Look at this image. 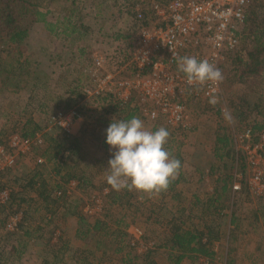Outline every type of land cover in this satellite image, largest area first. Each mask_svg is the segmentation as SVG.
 I'll return each instance as SVG.
<instances>
[{
	"label": "rangeland",
	"instance_id": "1",
	"mask_svg": "<svg viewBox=\"0 0 264 264\" xmlns=\"http://www.w3.org/2000/svg\"><path fill=\"white\" fill-rule=\"evenodd\" d=\"M75 1L76 4H73V9L77 8L80 15L77 17L79 20L76 19L77 22H79L78 25L84 24L88 27V31L83 39L77 40V42L72 45L70 40L64 36L51 37L37 30L32 35V43L28 49L34 53L35 57H38V59L48 61L49 64L47 65H50L49 59L44 58L42 55L52 56L51 58H53V61H57L56 59L59 60L57 64L53 66V74L51 75L48 87V91L55 96V100L58 96H63L67 90V80L71 79V77L76 78L78 70H80L81 62L77 61V57H75L77 53L76 48L85 47L87 50H90L91 54L95 53L97 55H102L105 59L103 70L113 72L112 68L114 65H112L111 58H114V56L119 57L117 55L118 48L124 49L128 53L133 51L139 29V24L134 20L132 13H125V11L120 13L119 9L112 7V4L108 1L102 2V6H100L99 0ZM149 1L150 0H139L138 3L145 2L147 5ZM62 2L64 5L68 4V2ZM129 3H131V0ZM56 4H58V2L54 3V5ZM257 4H263L264 6V0H249L248 10ZM135 9L136 5L133 12ZM48 17L50 20L56 19V10ZM246 35L247 33L241 30L237 48L233 50L234 52L227 54L226 58L220 63V71L223 77L220 81L223 98L221 108L225 110L224 112L217 114L215 109L211 108V106L204 101L193 102L189 107L190 116L187 120L189 125L192 126V130L188 132H180L177 130L178 133H174V130L172 131V129L168 128L162 119L151 121L140 114L143 117L139 118L144 122L146 128L152 130L153 128L158 129L164 127L169 131L170 135L167 142V145H169L168 151L172 156L183 162L181 165L182 168L180 169L181 172L183 170L186 175L182 177L186 178V176H188L189 178L188 182L182 181L180 184L176 185L177 190H182L184 192L183 197L187 200H192L195 196L193 194L200 195L201 197L205 194H211V190L215 186V176L218 177V175L221 173L223 174L224 171L231 176L234 174L235 170L240 168V166H238L239 163L237 164L236 161V158L240 156V150L239 147L235 145L234 137L246 127L245 125H251L264 120V80L260 78L261 73L251 77L244 83H240L236 81L235 72L233 71L236 67L234 63L236 55L247 58L246 53L251 50V45L245 37ZM74 52L76 53L73 55ZM127 52L126 54H128ZM87 61L88 60H85L83 64ZM74 68L77 71L74 72ZM85 69L87 70L88 67H85ZM51 70L52 68L50 71ZM67 70L71 72L69 73ZM70 74L71 76L69 77L68 75ZM62 75L64 80L59 78V76ZM87 83L92 84L90 78ZM27 97L28 94L26 92H0V140L7 139L21 132L20 127H22L24 121L29 118V112L31 108H33L32 105L37 106L36 103L28 105ZM258 98H261L263 102H259ZM244 100L247 102H244ZM134 104H132L133 107ZM86 105L85 109H83L84 107L82 109L79 108V111L83 113V118L73 122L69 134L72 135L71 137H77V142L80 144L78 155L81 154V151H87L89 155L87 159H81L73 154L71 161L67 163L69 170L63 167L61 174H55L53 169L54 166L58 164L57 162H47V165L43 167L35 163L36 158H42L43 160L47 158L43 155L48 152L46 146L49 145V142L46 141V137L50 136L56 140L58 139V143L63 144L64 147H67V144H69V142H65L63 138L64 132L53 122L52 116L56 108L55 102L52 100L47 102V107L43 110V112L46 113L38 118L45 132H47V136L43 141L38 145L33 144L28 150L19 148L10 151L15 158V166L13 168H6L2 171L0 174V186H6L11 191H15L16 196L13 202L10 200L6 208L0 211V219L3 220L0 222V253H3L0 254L2 256L0 262L2 264H41L43 257L48 254L44 250V244L46 241L48 242V238L50 237L52 242L57 241V238L63 242L68 241L73 251L83 250L84 248L89 249L87 252L90 253L84 252L81 254L88 264H119V262H116L118 260L113 262V259L119 258V256L112 254V247L105 246L108 250L106 253H103L104 249L101 248L102 246L99 247L96 245V242L91 240L92 238L89 239V235H87L89 241L86 244L85 241H81V239L76 236L77 230H84L81 229V227L91 225L99 217L104 218V215L110 213V209L105 203L103 194L110 190V187L106 185L108 184L106 180L108 171L106 168L108 160L111 157V151L109 145L108 150L110 152L105 150L103 140L106 137L105 129L113 118H117V114L111 116V114L109 115V113L104 112V103L98 102V100L95 99H89ZM255 105H259V107L255 108ZM235 106L241 107L244 113H247L246 120H248L249 123L241 121L238 116L236 117V114L234 115L233 108ZM117 112L122 111H116V113ZM123 115L125 116V114ZM37 116L38 115H36V119ZM171 132H173L174 136ZM217 134H226L230 138L231 145H229V155H226V150L218 152V157L213 152ZM6 141L7 140L2 142ZM0 161L1 164L4 165V161ZM50 170H53L51 172L53 173L52 177H50ZM37 171L38 173L42 172V177L46 178L50 188L63 184L59 178H65L66 180L67 176L65 177V175L67 173L83 177V182L85 181L82 189L83 191H80V189L79 191L72 189L71 186H69V182L64 184L62 190L66 194L58 199L57 205L52 204V202L49 204L51 210L50 222L43 219L45 217L44 214L46 213L47 204H43L44 200L38 197L37 192L40 189L37 192H33L30 186L28 187V183L31 179L30 177L37 175ZM199 176H201V178H198ZM37 178L41 177L37 176L35 179L33 178L34 181L37 180ZM247 186V181L243 182L242 189L239 192L234 194L230 192L231 200L226 202L228 205L222 210L224 216L218 218L211 216L206 219L208 221L212 220L214 226L220 225L219 228L223 230L226 237L215 244L217 248L214 249L219 259H215L212 264H229L230 253L235 250L237 251L238 248H240L239 254L245 251L246 247H242L245 242L251 246V249H255V242H262L264 240V199L252 197ZM134 194L136 199L131 202V205L136 206L137 209L139 208L136 213H129V211L114 213V215L118 217L122 216V214H126L125 217H122L120 224H118L120 230H124L125 226L129 225L126 232H128L130 238L129 242H124L126 248L124 247L123 250H128L127 244L129 243L132 245L134 243L138 244L135 246L138 247L137 252L140 250L144 251V247L150 246L152 250H155L153 257L156 264H170L164 248L157 249V246L162 242V240L159 239V233L162 232L164 228L162 226V221L165 216H167L163 200L160 199L159 195L153 196L152 194L149 195V193L137 191L134 192ZM29 198L31 199L26 203L22 202L23 199L27 200ZM50 198L53 200L55 196L51 193ZM41 200L43 201L41 202ZM168 203L170 204V200ZM17 206H22L19 210H25L26 212L24 217L27 222L25 224H29L31 229L36 227L42 229V231L30 237L28 241L25 240L21 234L18 236H16V234L8 236L9 231H6L3 227L4 220L8 218L12 211L18 209ZM154 206L158 208L161 207L162 211L159 214L156 212L150 213L151 210H155ZM127 209L130 210L131 208H126L125 210ZM130 211L134 210L132 209ZM19 214H21V211ZM229 214H232L231 218ZM112 215L110 217L111 219H113ZM254 216H257V219H253ZM80 217L83 218L82 222L79 221ZM229 219L234 220V226L232 225L229 227ZM83 221L85 223H83ZM235 226L239 227V229L236 230ZM229 230L235 231L233 232L235 239L232 237V239L228 240L227 235ZM145 239L148 241L146 242ZM247 239L250 241L248 242ZM112 240L115 241L117 245L121 242L119 238L115 237ZM63 242H60L59 246ZM22 243L26 246L22 247V253L16 252L19 255L13 254L11 246L18 244L16 248L20 251ZM261 252L264 253V246ZM11 254H13L11 258H7ZM70 254L71 257L68 255L65 264H81L79 261L74 263L72 252H70ZM182 264H190V262L185 260ZM194 264L201 263L197 262ZM233 264L237 263L234 261ZM258 264H264V262Z\"/></svg>",
	"mask_w": 264,
	"mask_h": 264
},
{
	"label": "trees",
	"instance_id": "2",
	"mask_svg": "<svg viewBox=\"0 0 264 264\" xmlns=\"http://www.w3.org/2000/svg\"><path fill=\"white\" fill-rule=\"evenodd\" d=\"M62 1L68 2V4L64 5ZM99 1L100 6H102V2L108 1L112 4V7L118 8L120 13H122V11H125V13H132L133 15H131L133 17L135 12H133V9L135 5L137 6L141 3H138L139 0H131V3H129L130 0ZM56 2H58V4L54 5ZM73 4H76L75 0H0V92H26L28 94V105L31 103L37 104V106L32 105L33 108H31V111L29 112V118H27L22 124L23 126L20 127L21 132H17L18 134H15L21 139L33 140L39 136L43 141V139L47 136V132H45V129L40 124L38 118L39 116L46 113L43 112V110L47 107V102L49 100L55 102L56 111L54 114L56 112H67L75 108L77 105L78 109H82L83 107V109H85L87 106L84 89L89 87L91 84L87 83V81H89V76L86 73L87 70L85 67L90 66V50H87L85 47L76 48L77 53L74 52L73 55L76 53L75 57H77V61L81 62V65L85 60L88 61L82 66L80 65V70H78L76 78L71 77V79L67 80L68 83L66 84V92L63 94V96H58L56 100L55 96L48 91V87L51 80V75L53 74V66L57 64L59 60L56 59L57 61H53V58H51L52 56L42 55L44 58L49 59L50 65H47L49 64L48 61L38 59V57H35L34 53L28 50L32 43V35L37 30L44 32L46 35L51 37L64 36L70 40L72 45H74L77 40L83 39V37L86 35V32L88 31V27L84 24L78 25L79 22H77L76 19L79 20L77 17L80 15L77 8L73 9ZM263 7V4H257L246 12L245 26L243 30L247 33L245 37L251 45V50L246 53L247 58H244L240 55H236V58H234L236 67L233 69V71L235 72V77L237 79L236 81L240 83H244L251 77L257 76L260 73V78L264 80ZM55 10L57 12V17L54 20H50L48 16ZM51 68L52 70L50 71ZM68 71L69 73L71 72L70 70H67V72ZM75 71L77 70L74 68V72ZM68 76L70 77L71 74ZM59 78L64 80L63 75L59 76ZM134 98L135 96H133L126 103L110 102L108 108H106L107 106H104V112L109 113V115L111 114V116H115L117 114V120H128L133 117L142 118L143 114L140 112L139 108L132 106V104L136 102ZM97 100L98 102L102 103H105L106 101L105 98ZM258 101L261 103L263 102L261 98H258ZM244 102L247 101L244 100ZM220 104H223V100H221ZM258 107L259 105H255V108ZM217 108L218 109L216 113L220 114L219 107ZM116 111L122 112L116 113ZM122 113L125 114V116ZM233 113L234 115L236 114V117L238 116L241 121L249 123V121L246 120L247 113L245 114L241 107L235 106L233 108ZM36 115H38L37 119ZM245 126L250 127L252 133L256 134L260 130L264 129V120L262 122H256L254 124H248ZM153 130L156 129L153 128ZM179 131L182 132V130ZM173 132L178 133L177 130H174ZM173 132H171V134L174 136ZM63 138L65 142H69L67 147H64L63 144L58 143V139L56 140L50 136L46 137V141L49 142V145L46 146L48 152L47 154L43 155H45L47 158L46 160L44 159L43 163L37 164L38 166H46L47 162H57L58 164H56L57 166H54L53 170L55 174H61L63 167L66 169L68 168L69 170L67 163L68 161H71L73 154L77 155V158L87 159L89 155L87 154V151H81V154L78 155V148L80 147V144L77 142V137H66L63 135ZM7 139L0 140V143H3L2 141ZM105 140L106 137L103 140L105 145L104 148L106 151L110 152L107 148L108 146H106ZM229 145H231L230 138L226 134H217L215 138V155L218 157V152H223L225 150L226 155H229ZM165 146L168 150L169 145L166 144ZM64 152L68 153L65 154ZM241 160L242 157L240 156L236 158L237 164L239 163L238 166H240L242 169L243 164ZM52 171H49L51 175L50 177L53 175V173H51ZM36 174L37 175L30 177L31 179L28 183V187L30 186V189L33 192H37L40 189L37 194L40 199L42 198L44 200L43 204H47L46 213L44 214L45 217L43 218L47 222L51 221V210L49 204L52 202V204L57 205L58 199L66 194L62 190L64 184L69 182L71 185V183H73V189L77 191H79V189L80 191H83L82 189L85 184V181L83 182L82 179L83 177H78L76 175L67 173L65 175V177L67 176L66 180L65 178H59L63 184L56 185L54 188H50L46 178L42 177V172L38 173L37 171ZM37 176H40L41 178H37V180L34 181ZM180 180L181 182L185 181L184 178L179 176V178L170 182L167 190L158 194L149 193V195L152 194L153 196H160V199L163 200V205L165 206L164 209L167 213V216H165L162 221V226L164 227L163 231L159 233V239L162 240V242H160L159 246H157V249L164 248L165 254L170 264H182L185 260L189 261L190 264L197 262L201 264H212L215 259H219V256L214 249L217 248V246L215 247V244L219 243L223 240V238L226 237L223 233V230L219 228L220 225L214 226V222L212 220L208 221L206 219L211 216L217 218L224 216V214H222V210L227 207L228 204H226V202L231 200L230 192L233 176H229V174L225 173L224 171L223 174L221 173L218 175V178H215V186L212 188L211 194H205L203 198H201L200 195L193 194L195 196L192 198V200H187L183 197L184 192L182 190H177L176 184ZM106 185L110 187V190L103 194V196L107 207L110 209V213L104 215V218L99 217L91 225L81 227V229L84 230H77L76 236L79 237L81 241H85L86 244L89 241L87 238V235H89V239L92 238L91 240L93 242L95 241L96 245L99 247L102 246L101 248L104 249L103 253H106L108 250V248L105 246L112 247V254L119 256V258H112L113 262L118 260L116 262H119V264H156V261L153 257L155 250H152L150 246L144 247V251L140 250L137 252L138 247L135 246L138 244L134 243L132 245L129 243L127 244L128 250H123L124 247L126 248L124 242H129L130 238V235L128 232H126L129 225L125 226L124 230H120L118 224H120L122 217H125L126 214H122V216L118 217L117 215L115 216L114 213H120L122 211L136 213L139 208L137 209L136 206L131 205V202L136 199L134 194L136 191H134V189L128 190L127 188L115 190L109 184ZM10 193V200L13 202L16 192L10 191ZM51 193L55 196V199L53 198V200L50 198ZM30 199L31 198L27 200L23 199L22 202L26 203ZM43 200H41V202ZM169 200L170 204L168 203ZM202 201L203 205L201 206L200 203H202ZM185 203L187 205H185ZM17 207L18 209L12 212L19 214L21 211V219L17 229L12 232L9 231L8 236L15 234L18 236L21 234V236L28 241L30 237H33L35 233L42 231V229L40 227L31 229L29 224H25L27 222L26 218L24 217L26 212L25 210H19L22 206ZM154 207L155 210H151L150 213L156 212L159 214L162 211L161 207ZM126 208H131L130 210L133 209L134 211H130L128 209L125 210ZM0 211H3V209H0ZM111 215L113 216V219L110 218ZM231 216L232 214H229L230 218ZM256 217L257 216H254L253 219H257ZM82 220L83 218L80 217L79 221L82 222ZM1 221L3 220L0 219V222ZM228 221L229 227L232 225L234 226L233 219H229ZM83 223L85 222L83 221ZM235 229L237 230L239 227L235 226ZM233 232L235 231L229 230L227 235L228 240L232 239V237L235 239ZM114 237L119 238V241H121L118 245L112 240ZM50 238H48V242L46 241L44 244V250L48 254L43 257L41 264H65L67 262L66 259L68 255L71 257L70 252H72L74 263L79 261L81 264H88L86 259L83 258L81 254L89 251V249L84 248L83 250L81 249L73 251L71 246H69L68 241L63 242L57 238V241L52 242ZM145 241L147 242L148 240L145 239ZM60 242L63 243L59 246ZM17 245L11 246V251H13V254H17L16 252L21 254L22 247L25 246L22 243L20 246L21 249L18 251L19 249L16 248ZM13 254L7 258H11ZM1 257L2 256L0 255V260ZM228 263L233 264L234 262L233 260H230Z\"/></svg>",
	"mask_w": 264,
	"mask_h": 264
},
{
	"label": "built area",
	"instance_id": "3",
	"mask_svg": "<svg viewBox=\"0 0 264 264\" xmlns=\"http://www.w3.org/2000/svg\"><path fill=\"white\" fill-rule=\"evenodd\" d=\"M248 7L249 0H150L147 5L141 2L133 17L139 24L133 51L126 54L118 48L119 57L111 58L113 72L103 70L102 55L91 54L86 73L92 84L84 89L85 101L105 98L104 106L108 108L110 102L126 103L135 96L134 106L147 119H162L168 128L182 132L191 130L187 120L193 102L204 101L215 111L219 107L220 113L224 112L220 104V81L189 85L184 74L178 71L176 59L183 56L207 59L220 70L221 61L237 48ZM210 96L217 98L215 105L209 103ZM77 106L52 116L54 124L66 137L72 136L69 132L73 122L83 118ZM234 140L243 168L232 175V194L239 192L247 181L250 195L264 198V129L253 134L250 127H245ZM41 142L39 136L30 140L13 135L0 143V160L4 161V165L0 161L3 166H0V174L15 166L10 151L28 150ZM43 161L36 158L35 163ZM69 186L74 188L73 183ZM10 191L0 186V209L9 203ZM20 216L11 213L4 222V229L15 231Z\"/></svg>",
	"mask_w": 264,
	"mask_h": 264
},
{
	"label": "clouds",
	"instance_id": "4",
	"mask_svg": "<svg viewBox=\"0 0 264 264\" xmlns=\"http://www.w3.org/2000/svg\"><path fill=\"white\" fill-rule=\"evenodd\" d=\"M176 63L189 85L217 84L223 78L221 71L207 59L183 56ZM209 103L215 105L217 98L210 96ZM169 135L164 127L146 128L139 117L113 118L105 129V142L111 151L107 183L115 190L127 188L156 194L167 190L181 167L180 160L165 147Z\"/></svg>",
	"mask_w": 264,
	"mask_h": 264
},
{
	"label": "crops",
	"instance_id": "5",
	"mask_svg": "<svg viewBox=\"0 0 264 264\" xmlns=\"http://www.w3.org/2000/svg\"><path fill=\"white\" fill-rule=\"evenodd\" d=\"M103 146H105L104 142H103ZM106 146H108V144H106ZM214 147L215 148H213V152L215 153L216 146L214 145ZM182 163L183 162H181V165H182ZM180 168H182V166ZM180 173H183V174H180ZM183 175H186V174H184L183 170L181 172V169H180L179 174L177 175V177L175 179L179 178V176H180L181 178H184L186 182H188V179H189L188 176H186V178H185V177H182ZM198 178H201V176H199ZM215 178H218V177L215 176ZM180 182H181V180L176 185L180 184ZM203 197H201V198H203ZM203 201H202V203H200L201 206L203 205ZM185 205H187V204L185 203ZM247 241L249 242L250 240L247 239ZM263 246H264V240L262 242L261 241L255 242V249L254 248L251 249V246H249V244H247V242H245L242 245V247H246V250L240 254H239L240 248H238L237 251L235 250V251L231 252L229 255L230 260H233V262L235 261V263H237V264L238 263L239 264L240 263H242V264H258L260 262H264V257H263L264 253L261 252V251H263ZM226 258H227V256H226Z\"/></svg>",
	"mask_w": 264,
	"mask_h": 264
}]
</instances>
